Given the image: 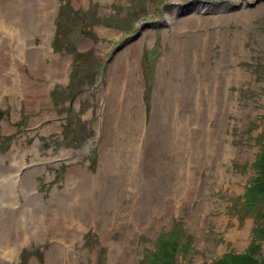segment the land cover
Returning <instances> with one entry per match:
<instances>
[{"label": "rangeland", "instance_id": "rangeland-1", "mask_svg": "<svg viewBox=\"0 0 264 264\" xmlns=\"http://www.w3.org/2000/svg\"><path fill=\"white\" fill-rule=\"evenodd\" d=\"M262 150L264 0H0V181L40 225L10 264L264 260Z\"/></svg>", "mask_w": 264, "mask_h": 264}, {"label": "bare ground", "instance_id": "bare-ground-1", "mask_svg": "<svg viewBox=\"0 0 264 264\" xmlns=\"http://www.w3.org/2000/svg\"><path fill=\"white\" fill-rule=\"evenodd\" d=\"M50 18V17H49ZM15 29V28H14ZM9 32V30H8ZM23 32V31H22ZM50 32V31H49ZM11 33L10 35L8 34V36L11 38V42L14 43L15 41V38H16V31L10 29V32ZM19 33V32H18ZM49 35V34H48ZM19 36V35H18ZM25 37V36H24ZM49 36H46L45 35V41H42V45H47L48 41H49ZM42 39V38H41ZM9 40V41H10ZM25 45L24 42H17L16 44V50L19 52V53H25L24 49H25ZM13 46V45H12ZM41 51V54L42 55H47V47L46 48H41L40 49ZM17 52V53H18ZM27 53V52H26ZM36 53V52H35ZM41 55V56H42ZM43 58V56H42ZM38 63V62H37ZM61 69V68H59ZM61 72V71H60ZM59 73V72H58ZM23 82V81H22ZM25 83V82H24ZM30 83V82H28ZM29 86H25L24 87V92L23 93H20L18 92L19 94H21L22 96H25L27 97L28 95H26V92L35 95V94H38L40 93L41 90H39L40 88H38L35 84H28ZM3 87V86H2ZM1 87V88H2ZM21 90V89H20ZM43 92H46V89L44 90V88L42 89ZM41 91V92H42ZM5 92V91H4ZM13 96H15V94H12ZM42 95V94H41ZM44 97V96H43ZM46 100H40L37 102L40 103L39 106H43L45 105L46 103L44 102ZM37 106V105H36ZM178 130V129H177ZM176 146V145H175ZM7 157V156H6ZM10 159V157H9ZM19 164V163H18ZM9 165V164H8ZM21 165V164H19ZM4 170H7V169H4ZM20 171V168H17V169H11V170H8L4 173V176L6 177L8 175V172L9 175L7 178H11L12 179V175L14 172H19ZM22 172V171H21ZM3 173V172H1ZM27 172H25L26 174ZM1 175V174H0ZM12 176V177H11ZM176 178V176H174ZM2 180V179H0ZM29 180V179H28ZM17 180L13 179L12 181L9 180H5L4 181H0V206H4L2 209H0V216L2 217L1 219L3 220L2 223L0 224V247H2L0 249V256L1 254H4L5 255V258L7 260L3 261L2 263L0 262V264H10V258L11 256L19 250V248L21 247L20 243H19V240L22 239V235L25 233L27 235H33L34 237L38 236V232H39V227H36L34 226V229L32 230L31 229V217H30V214H29V210H27V207L30 206L32 208V206L36 203H38V200H37V197H33V196H30V192H31V187L32 184L27 182V181H23L21 182L20 184L16 185ZM21 181V180H20ZM30 181V180H29ZM34 182V181H33ZM40 201V200H39ZM41 202V201H40ZM38 205V204H37ZM29 207V208H30ZM77 210V209H76ZM79 210V209H78ZM77 210V212H79ZM66 212V211H65ZM73 213V212H72ZM34 214V213H33ZM78 215V214H77ZM74 216V215H73ZM76 218V216H74ZM14 219V222L16 223L17 221V224L19 225H16L19 230V235H17V238H15V240H11L10 244H13V246H17V249H11V250H4L3 248L4 245L6 244H9V238H8V235H7V231H4L5 229H7V225H9V223L11 222V220ZM35 219V218H34ZM37 223V222H36ZM34 224V223H33ZM33 228V227H32ZM65 229V228H64ZM18 232V231H17ZM16 232V233H17ZM14 235V234H13ZM56 235V234H55ZM19 236V237H18ZM57 236L61 237L60 234H58ZM11 238L13 239V237L11 236ZM12 246V247H13ZM10 248V247H9ZM5 253H4V252Z\"/></svg>", "mask_w": 264, "mask_h": 264}, {"label": "trees", "instance_id": "trees-1", "mask_svg": "<svg viewBox=\"0 0 264 264\" xmlns=\"http://www.w3.org/2000/svg\"><path fill=\"white\" fill-rule=\"evenodd\" d=\"M259 157L256 158V167L253 177V180H250L249 186L246 189L245 197L251 198L248 202L254 203L255 200L253 199V196L256 197L257 195L262 194L263 197L264 194V151L262 150L259 153ZM264 197L262 198L263 202ZM261 200V199H260ZM263 204V203H262ZM260 231V232H259ZM258 231L259 237L264 236V228H261ZM159 247L157 251H155L152 258L149 259L151 261V264H175L173 257L170 258L168 256L167 251L164 249L165 242L162 243L159 239ZM254 247V244H252ZM257 255V252L252 249H244V251L237 253H230L221 255L216 261L213 260L209 262L208 264H264V260ZM206 264V263H205Z\"/></svg>", "mask_w": 264, "mask_h": 264}]
</instances>
